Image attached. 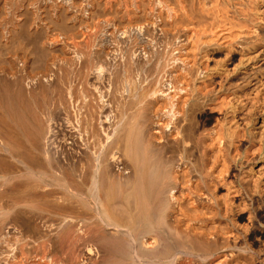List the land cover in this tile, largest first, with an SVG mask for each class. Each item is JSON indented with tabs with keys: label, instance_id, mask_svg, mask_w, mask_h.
Listing matches in <instances>:
<instances>
[{
	"label": "bare ground",
	"instance_id": "6f19581e",
	"mask_svg": "<svg viewBox=\"0 0 264 264\" xmlns=\"http://www.w3.org/2000/svg\"><path fill=\"white\" fill-rule=\"evenodd\" d=\"M22 1L17 11L15 25L8 28L10 36H7L6 40H2L4 35L2 36L0 33V55L9 53L11 49H13L12 52L16 48V50L20 49L23 52V58L29 53L33 56L27 55L31 61L43 62L44 67L41 66L43 71L49 61V77L43 74L36 78L29 76L28 80L19 74L16 57H13L16 60L4 57L2 60L0 56V81L6 87L12 88V94L21 104L22 110L32 119V130L25 128L26 137L28 140L40 142L54 133L55 129L58 131V128L64 125L70 129L67 134L74 146L78 148V144L81 142L87 146L92 145V153L89 147L87 149L80 147V152L74 157L75 159H72V162L61 160L64 163L58 167L55 164L61 161L49 163V166L54 165L53 169L56 167L55 171L59 174L58 176L60 177L61 174L67 185L81 194L85 184L91 179L89 176L92 173L91 161H93L94 154H96L95 157L100 167L106 163L108 165L109 162L114 164L116 161H113V157L119 159L118 154L114 156L111 153V149L114 147L113 144H108L111 142L107 141L108 135L106 136L107 140L105 138L106 141L99 139L100 134L103 135L101 132L105 130L103 125L107 123L106 119H109L107 118L108 113H114V119L111 117L114 122L109 120L113 124L115 123L114 125L123 128L121 129L125 133L127 151L140 176L129 178L131 180L127 189L130 198L128 210L121 208L119 211L115 207L107 208L108 212L106 213L109 214L111 221L150 236L151 232H155V226L153 227L150 223L152 226L148 228V222L154 220L155 217V224L164 214L163 210L167 209V225L174 224V227L179 225L184 229L183 232L179 229V232L182 233L180 232V236L176 237V248H187L200 253V255L202 253L211 255V257L219 252H224V256H219L220 253L215 260L213 259L214 264H227L223 258L227 259V256L231 258L232 254H239V252L247 253L250 257L247 256L246 259L249 258L252 261L251 264H264V0H88L84 7L82 0H55L51 5H49L50 1L44 0H34V3L27 1V4L26 1ZM31 5H35L36 15L33 14L34 12H29L32 11L29 10ZM0 6L4 11L2 5ZM79 12L83 13L82 16H78ZM99 15L108 17L109 24L104 28L105 34L103 35H107L111 40L108 41L103 36L98 41L96 50L92 48L88 40L86 43V39L85 43H70L67 45L69 48H57L54 41L50 42L58 36L57 29H60L59 33L62 30H65L64 32L68 30L76 37V41L81 40L83 37L77 40L81 33L78 34V31L75 30V34V32H71V28L74 30L84 24H94V20ZM45 17H49L45 21H50L51 24L53 22L52 25H55L56 33L54 35L57 36L51 39L48 35L51 39L48 40L47 34L52 32L53 27L47 34L39 35V33L41 34L39 32L37 33L41 37L39 39L37 35L39 40L34 36L38 44H35L34 41L35 43L31 47L30 42L33 41V38L31 40L29 38L36 31L33 26ZM102 25L104 24L102 23ZM88 27L91 29L93 26ZM32 28L34 31L32 30L31 34L30 29ZM92 30L94 29L92 28L90 31ZM63 31L62 33H64ZM68 31L66 33H69ZM88 34L90 35L89 31ZM63 36L70 35L64 34ZM14 37L15 40L23 38L30 42L27 44V42L19 41L17 44H15L16 42L13 44L8 41ZM70 39H72L71 36ZM61 42L64 44V41L61 40ZM14 45H18V47ZM67 46L65 45V47ZM26 48L28 49L25 53ZM56 54L59 59H56ZM60 58H62L61 61ZM30 63L28 66L31 67ZM64 86L68 88L67 95L66 92L63 93ZM47 88L52 95H55L54 105L59 110L56 124L59 125V121L61 124L63 123L56 128L57 125L53 123L55 129L49 125L52 120L50 116H48L50 119L46 116L43 117L41 114L44 111L42 110L39 114L40 112L35 111L30 103L31 98L37 92L42 93L43 96V92ZM13 100L15 102L14 98ZM13 104L14 106L11 104L7 107L9 113L13 118L17 115V123L26 127V121L23 122L19 108L16 103ZM7 123L5 118L0 117V142L4 143L5 149L11 151L12 155L10 154V157L7 155L11 162L13 155L18 157L17 154H14L20 148L16 142L22 140H18L16 131L11 128L13 125ZM106 126L105 128L109 125ZM112 131L113 128L108 133L113 135ZM60 132L63 133L62 130ZM121 134L124 136L122 132ZM110 137L109 140L111 138L116 140L114 145L121 144L123 137H120L119 140ZM100 140H104L107 146H101ZM38 147L39 145H37ZM41 151L45 150L41 149ZM29 153L26 150V154ZM147 153L150 155V159L152 158L149 163L145 161ZM36 157L34 156V158ZM40 158L42 157L40 156ZM120 158L123 157L120 156ZM25 162L34 168L37 161L31 156L25 158ZM37 163L39 164V162ZM2 164L7 165L1 162ZM9 164L8 166H10ZM107 165L104 167L107 168ZM86 166L87 168L84 169ZM46 167L48 166L46 165ZM52 167L49 168L52 169ZM41 168L44 167L41 166ZM40 170L39 168L37 172ZM42 170L44 171V169ZM85 170L88 175H84ZM129 171L128 173L132 172ZM146 172L150 174L149 187L155 195L153 196V198L155 197L154 205L150 203L153 206L145 201L143 195L147 189L144 188V180H142L146 176L144 174ZM3 173L2 176L5 177L6 173ZM153 174L156 177L152 176ZM154 178H158L155 179L158 180V186L153 184ZM62 179L60 180L62 181ZM8 186L11 188L10 185ZM16 187L18 188V186ZM12 190L15 191L14 188ZM106 190L107 188L103 190V193H106ZM19 192L21 191L19 190ZM107 192L111 194L109 188ZM44 194L41 197L35 192L27 197L22 194L21 196L24 195V198L20 196L18 202L36 203L37 197L45 198ZM53 194L49 193L47 196L50 199L53 198L49 206H51V212L53 211L58 219H53L52 222L48 221L49 227L46 226L49 229V234L57 232L61 235L63 233L59 230L64 227L66 232L63 236L61 235L63 238L59 240L61 243L58 244H60V251L65 248L64 250L70 253L68 258L64 256L65 259L67 258V263L66 261L65 263L80 264L77 263L80 260L75 258L76 262L73 257L75 248H73L72 240L75 236L84 238V235L89 234L95 238L101 233V229L97 228L98 225L92 227L89 223L86 224L85 221L90 217L87 216V213L78 210L74 206V202L72 204L63 200L64 203L62 198L59 201ZM7 199L9 200V198ZM12 199L11 201H13ZM42 208L44 209L46 206ZM221 219L227 223L224 230L219 228L222 227L221 225L215 224V221ZM177 231L174 232L178 235ZM149 239L150 242L147 240V244L151 248H158L160 236L154 235ZM81 240H79L80 243ZM82 242L84 241L82 240ZM144 243L145 241L142 245L146 244ZM147 244L146 246H148ZM79 245L81 246V244ZM85 246L87 247V245ZM89 248L82 251L85 257L84 264H95V253L93 254V250H89ZM98 248L102 249L97 246ZM64 250L60 254L64 253ZM47 251L44 255L47 254ZM57 253L49 251V255L46 256H49V261L52 259L51 262H58L59 252ZM105 254L101 255L102 259ZM145 257L148 258V256ZM107 258L105 255V259ZM229 261L232 262V260ZM106 262L108 263V261ZM29 264H38V261Z\"/></svg>",
	"mask_w": 264,
	"mask_h": 264
},
{
	"label": "rangeland",
	"instance_id": "374dc122",
	"mask_svg": "<svg viewBox=\"0 0 264 264\" xmlns=\"http://www.w3.org/2000/svg\"><path fill=\"white\" fill-rule=\"evenodd\" d=\"M12 1V2H11ZM24 1H26V4H27V1H29L30 3H34V0L33 1H30V0H24ZM44 1H50L49 2V5H51L55 0H44ZM52 1V2H51ZM87 1L88 0H82V5H83V7L86 5V3H87ZM2 2V4H0V5H2V8L4 9V11H2V9H1V6H0V11H2V13H0L1 14V16H0V28H1V30H0V33H1V35L3 36V38H2V40H6V37L7 36H10V34H9V29L8 28H11L12 26H14L15 25V18H16V15H17V11H18V8H19V6L22 4V0H0V3ZM6 2V3H5ZM29 2H28V4H29ZM85 2V3H84ZM3 4H4V6H3ZM7 4V5H6ZM30 8H29V10H32V11H29L30 13H33V14H35L36 15V9H35V5H31V6H29ZM5 13V15H3ZM80 13H81V15H80ZM7 14V15H6ZM11 14V15H10ZM13 14H15V15H13ZM82 12H79V14H78V16H82ZM37 17V16H36ZM50 17V16H49ZM48 17V18H49ZM48 18H41V22H39L38 24H36L37 26H39V27H37L36 25L35 26H33V28H35V32H33L34 31V29L32 28V29H30L31 30V34H32V32H33V34L31 35V37L29 38L30 40L32 39L33 41H28V42H30V44H31V47H33V45H34V43L36 42V38H37V33H39V32H41V34L39 33V35H42V34H47V33H49V32H51V28L53 27V29H52V32L51 33H49V34H47V37H48V40L50 41L51 39H53L55 36H59V38H58V36L57 37H55V38H57L58 39V41H57V39H56V41H55V38L53 39V40H51L50 42H53L54 41V43L56 44V47L57 48H69V46H67V45H70V43H72V42H79V43H85L87 40L89 41V43H90V45H92V48L94 49V50H96L97 48H98V41L100 40V38H102L103 36H105V35H103V34H105L104 32V28H106V26L109 24V20H108V17H104V15H99V16H97L96 17V19L94 20V24H90L91 26H93V27H91V29L93 28L94 30H92V31H90L91 29H89V27L88 26H90V25H86V24H84V25H81L79 28H76V29H74V30H72L73 28H71V32L73 31V32H75V30L76 31H78V34L79 33H81V34H79V35H81L80 37H79V35H78V37H77V40L80 38H82L81 40H78V41H76V37L74 36V35H72L67 29V31L69 32V33H66V32H64L63 30V32L64 33H62V31H61V33H59L60 31V29L58 30L57 29V33H56V27H54L55 25H52L53 24V22H52V24H51V22L49 21V22H47V21H45V20H47ZM104 18V20H102ZM44 19V20H43ZM44 21V22H43ZM10 22V23H9ZM97 22V23H96ZM45 23V24H44ZM50 23V25H48ZM102 23L104 24V25H102ZM106 23V24H105ZM47 25V26H46ZM98 25V26H97ZM10 26V27H9ZM40 26H41V28H42V30H41V28H40ZM102 26V27H101ZM85 27H88L87 29H84ZM98 27H99V29H98ZM58 28V27H57ZM3 29V30H2ZM40 29V30H39ZM45 29H46V31H45ZM69 30H70V27L68 28ZM102 29V30H101ZM33 30V31H32ZM85 30H87V31H85ZM100 30V31H99ZM5 31V32H4ZM45 31V32H44ZM55 31V32H54ZM82 31V32H81ZM88 31L90 32V35L88 34ZM99 31V32H98ZM16 32H18V31H16ZM91 32H93L92 34H91ZM101 32V33H100ZM57 34V35H54V34ZM97 33V34H96ZM99 33H100V35H99ZM9 34V35H8ZM52 34V35H51ZM70 35L71 37H72V39H70V36H63V35ZM74 34V33H73ZM75 34H76V32H75ZM84 34V35H83ZM38 35V37H39V39L41 38L40 36ZM51 37V39H50V37ZM87 35V36H86ZM34 36H36V38L34 37ZM94 36V37H93ZM107 36V35H106ZM103 37V38H106L108 41L109 40H111L108 36L107 37ZM67 37V38H66ZM73 37H75V38H73ZM89 37V38H88ZM93 37V38H92ZM91 38H92V40H91ZM95 38V39H94ZM35 39V40H34ZM38 39V38H37ZM38 39V40H39ZM66 39V40H65ZM69 41H68V40ZM86 39V41H84ZM91 40V42H90V40ZM97 39V40H96ZM64 41V44L67 46V47H65V45L63 44V42H61L60 43V41ZM94 40V42L92 43V41ZM9 42L11 41L12 43L14 42H16L15 44H17L19 41L21 42H27V40L25 41V39H23L22 38V40L21 39H16L15 40V37H14V39L12 38V40L10 39V40H8ZM35 41V42H34ZM41 41V40H40ZM66 41V42H65ZM67 41H68V43H67ZM88 41L86 42V43H88ZM28 42H27V44H28ZM33 42V43H32ZM59 42V43H58ZM13 43V44H14ZM40 43V42H39ZM111 43V42H110ZM12 44V45H13ZM35 44H38V42H36ZM10 45H11V43H10ZM61 45V46H60ZM64 45V46H63ZM14 46H16V47H18V45H14ZM63 46V47H62ZM29 47V46H28ZM17 49V48H16ZM16 49H14V53H15V56H13V52H12V50L13 49H11L10 50V52L9 53H2L0 56L2 57V60L5 58V59H9V60H16L17 62H16V64H17V66H18V69H19V74H21V76H24L26 79L28 78V80H29V76H30V78H36V77H38L39 75V77H41L43 74H46V76H48V74H49V61H48V65L46 66V68H45V70L43 71V70H41V69H43L41 66H43L44 67V63L43 62H39V60H38V58H37V62H36V60H34V62L33 61H31L30 59V57H33V56H31V55H29V53L27 54V55H29L30 57H27V55H26V57H24L23 58V52L22 51H20V49L19 50H16ZM28 48H26L25 50H24V52L26 53V50H27ZM18 51V52H17ZM12 55H11V54ZM20 53H21V55H20ZM10 54V55H9ZM8 57H7V56ZM20 55V56H19ZM56 56H57V58L56 59H59V57H58V54H56ZM0 57V58H1ZM4 57V58H3ZM13 57H16V59L15 58H13ZM13 58V59H12ZM25 59V60H23V59ZM22 59V60H21ZM34 59H36L35 57H34ZM40 59V58H39ZM61 59L62 58H60V61H61ZM31 62L30 63V65H31V67L33 66V68H31L30 66H28L29 65V62ZM40 61H42V59H40ZM59 61V62H60ZM35 65H34V64ZM42 65H41V64ZM63 64V66H64V63H62ZM29 67H30V69H29ZM37 69V70H36ZM32 72V73H31ZM23 73V74H22ZM26 75V76H25ZM32 76V77H31ZM35 76V77H34ZM49 77V76H48ZM3 85V86H2ZM10 88V89H9ZM67 87L66 86H64V89L65 90H63V93L65 94V92H66V95L68 94V88L66 89ZM67 90V91H66ZM45 92H48V93H45ZM13 90H12V88L11 87H9V86H5L4 84H3V82L2 81H0V117H2L3 119L5 118V121L7 120V124H10V125H13V126H11V128L13 129V130H15L16 131V133H17V135H18V140H22V141H17L16 143L17 144H19L18 146L21 148H19V150L17 151V153H15L14 152V154H17L16 156H18V157H15L14 155L12 156V158H11V162L9 161L10 159H8L7 158V155H9L8 157H10V154L12 155V153H11V151H9L8 149H5V147H4V143L3 142H0V146L3 148H1L0 149V161L2 162V163H4V164H7L6 166L5 165H1V162H0V176H2V174H4L3 172H5L6 174H5V177H4V175L2 176V177H0V196H1V198H0V251H2L3 249V252H0V264H29V263H32V262H37L38 261V264L40 263V264H66L67 263V258H68V256H70V253H68V251H65L64 249H62V251L64 250V253H61L60 254V252H62V251H60L61 249H60V244H58L59 242L61 243V241H59V240H62V236L64 235V233L66 232V229L64 230V227H62L63 229H61V230H59V232H61V233H63V234H61V235H59V233H57V232H54V233H52V234H49V229H48V227H49V222H52L53 221V219L54 220H56V219H58V216H56V214L52 211L51 212V210L52 209H50L51 208V206H49L51 203L50 202H52V200H53V198H49L47 195H49V193H54L53 195L54 196H56L58 199H59V201H61V198H62V201L63 200H65V202H74V206H76V208L78 209V210H81L82 212H84L85 214L87 213L88 215L87 216H89L90 218L87 220V221H85V223L86 224H90V225H92V227L95 225H98V229L100 230V234L99 235H96L97 237H95V238H92L93 237V235H91V234H89V235H84L85 237V239L84 238H81V237H79V236H75L74 237V239L76 240V243H74L75 242V240L73 239L72 241V243L74 244L73 245V248H75L73 251H74V254H73V257H74V259L75 258H77V260L79 261V262H77V260H76V262L77 263H80V264H84V262H85V260H84V254L82 253V251H84L85 249L87 250L89 247V250L91 249V250H93V254L95 253V255H94V258H95V264H214L215 262L213 261V259L215 260L216 259V257L219 255V256H224L223 254H224V252H219L218 254H216V255H212V257H211V255L209 256V255H204V254H202L201 253V255H204V256H206V257H204V256H201L200 255V253L198 254V253H196V252H194V251H190L189 249H187V248H185V249H182V248H176V244H177V242H176V237L178 238L179 236H180V232L182 231L183 232V228H180L179 227V225H177L178 227H174L175 225L173 224V225H167L168 223H166L167 221H168V219L166 218V215H167V209H165V210H163V213L164 214H162L161 216H160V218H159V221H157L155 224H154V220H155V217H154V220H152V221H150V222H148V228H149V226H152L153 225V227H154V230H155V232L153 231V232H151L150 233V236H149V234H143L141 231H138V230H132V229H130L128 226H125V225H117V224H115V223H113V221H111V219H110V217H109V214L107 215V213L106 212H108V209H110V208H112L113 209V207H115V209H119V211H120V209L121 208H124V210L126 209V210H128V208H129V206H128V204H130L128 201H130V198H129V193H128V191H127V189H128V184H130V180L132 179L131 177H135V176H140V173L138 172V170H137V168L135 167V165H134V163H133V160H132V158H130V156H129V153H128V151H127V148H126V141H125V133L123 132V128L121 127V126H116V125H114L113 124V122H114V113H108V117L107 118H109L110 120H112V121H110L109 119H106V124L105 125H103V128L105 129V130H103L104 132H105V135H104V132L102 131L101 133H103V135L102 134H100V137H99V139H104L105 140V138H106V136L108 137V140H107V138H106V140L109 142V141H111V142H109L108 144H113V147L114 148H112L111 149V153L112 154H114V156H116L117 154V156H119L118 158L119 159H117V157H113L114 158V164H110V162H109V166L107 165V163H106V165H107V168L106 167H104V166H106V165H104L103 167H100L99 165H98V163H97V158L95 157L96 156V154H94V156H93V161H91V163H92V165H91V169H92V173H90V176H89V179H90V177H91V179L90 180H88L89 181V183H88V181H87V184H85V187H84V189H83V191H82V193L79 195L78 194V192H76V191H74V190H72V188L70 187V186H68L67 185V182L64 180V178L62 179V176H61V174H60V177L58 176L59 174L57 173V171H55L56 170V167H58V165L59 166H61L64 162H72V159H75L74 157L75 156H77L78 155V153L80 152V147L82 148H84V149H87L88 147H89V150H90V152L92 153V145H89V146H87L84 142H81V143H79L78 144V148H77V146H74V143L71 141V140H69V138H68V130L70 131V129L69 128H67L66 126L64 127V125H62L61 123H60V121H59V125H57L56 124V121L58 122V112H59V110L58 109H56L55 107V100H54V96L55 95H52L50 92H49V88H47L44 92H43V96H42V93H40V92H37L36 94H35V96H33L32 98H31V101H30V103H31V106L33 107V109L36 111L37 110V112L39 113V114H41V112H42V110L44 111V112H42L43 114H41V115H43V117H48V116H50V118L53 120H51V122H49V123H51V124H49V125H52L53 126V123H55V125H57V126H55V128L56 127H58V126H60V125H62V127L60 126V128H62V129H60V128H58V131H56V129L54 128V126H53V128L55 129H53L54 130V133H51L50 134V136L48 135V137L45 139V140H42V141H33V140H28L27 139V137H26V133H25V128H28V129H30V130H32L31 128H32V119H31V117L28 115L27 116V114L22 110V108H21V104H19V102L17 101V99L15 98V96H13ZM39 94V95H38ZM63 94V95H64ZM51 95V96H50ZM65 95V96H66ZM53 96V97H52ZM52 97V98H51ZM67 97V96H66ZM13 98L15 99V102H14V100H13ZM18 102V103H17ZM36 102V103H35ZM13 103H16V106L19 108L18 110H20V114H21V118H22V120H23V122L24 121H26V127H24V126H21L20 124H18L17 122L18 121H16V119H18V116L17 115H15L16 117H12V115L9 113V111H8V109H7V107H9L11 104L14 106V104ZM34 103V104H33ZM5 105V106H4ZM43 107V108H42ZM54 109H53V108ZM46 108V109H45ZM45 109V110H44ZM51 110V112H50V110ZM41 110V111H40ZM47 110V111H46ZM55 110H57V112H55ZM47 112V113H46ZM46 115H45V114ZM52 113V114H51ZM56 113V114H55ZM49 114V115H48ZM55 115V116H54ZM58 118H57V117ZM12 117V118H11ZM29 117V118H28ZM111 117L113 118V119H111ZM49 118V117H48ZM49 118V119H50ZM57 118V119H56ZM108 120H109V122H108ZM16 121V122H15ZM31 122V123H30ZM32 124V125H31ZM109 127H107V126ZM115 126V127H113V126ZM105 126L108 128V129H111L112 130V128H113V135L111 134V133H108V132H111V130H108L107 128H105ZM22 127V128H21ZM64 128V129H63ZM122 128V129H121ZM62 130V132L63 133H61L60 132V130ZM27 130V129H26ZM67 130V131H66ZM108 130V131H107ZM115 130V131H114ZM56 131V132H55ZM58 132V133H57ZM60 132V133H59ZM106 132H107V134H106ZM121 132L124 134V136H122V134H121ZM56 133V134H55ZM25 134V135H24ZM59 134V135H58ZM62 134V135H61ZM111 135V137H114V138H117V140H119V138L121 137H123L122 138V142H121V144H118V146H119V149H120V147L122 146V150L120 149H118V146H117V144L116 145H114V143H116L115 141V139L113 140L111 137H110V135ZM57 135V136H56ZM102 135V136H101ZM65 136V137H64ZM105 136V137H104ZM104 137V138H103ZM109 137L111 138V140H109ZM120 138V139H121ZM54 140V141H53ZM104 140H100L99 142L101 143V146H103V145H105V146H107L104 142L106 141H104ZM54 142V143H53ZM113 142V143H112ZM33 144V145H31V144ZM21 144V145H20ZM36 144V145H35ZM42 144H43V146L45 147H43L42 146ZM51 144H52V147H51ZM66 144V145H65ZM37 145H39V147L37 148ZM46 145V146H45ZM121 145V146H120ZM21 146H23V147H21ZM29 147V148H28ZM32 147H33V149H32ZM86 147V148H85ZM52 148V149H51ZM67 148V149H66ZM70 148V149H69ZM82 148V149H83ZM41 149H43V150H45V151H41ZM4 150V151H3ZM26 150H27V153H29V154H26ZM49 150H50V152H51V154H50V152H49ZM2 151V152H1ZM6 151V152H5ZM21 151V152H20ZM29 151V152H28ZM56 151V152H55ZM63 151H64V153H63ZM71 151H73V152H71ZM10 152V153H9ZM22 152H23V154H22ZM44 152H46V153H44ZM62 152V153H61ZM66 152V153H65ZM5 153V154H4ZM6 153H8V154H6ZM26 155H25V154ZM33 153V154H32ZM35 153H36V155H35ZM52 153H53V155H52ZM57 153H60V154H57ZM32 154V155H31ZM40 155L42 158H40V156H37V155ZM46 154V155H45ZM22 155V156H21ZM32 156L33 157V159L35 160V161H37V162H39V164L37 163V162H35L36 163V165H34L33 167L34 168H32V166H30L27 162H25V158H30V157H28V156ZM51 155H52V157H51ZM62 157H61V156ZM100 155V154H99ZM98 155V156H99ZM3 156V157H2ZM21 156V157H20ZM26 156V157H25ZM34 156L36 157V158H34ZM55 156V157H54ZM66 156V157H65ZM120 156L121 157H123V158H120ZM20 157V158H19ZM47 157H49V158H47ZM57 157V158H56ZM67 158L66 160L64 159V158ZM72 157V158H71ZM2 158V159H1ZM18 158H19V160H18ZM40 158V159H39ZM44 158H47V159H44ZM51 158H53V159H51ZM63 158V159H62ZM14 159V160H13ZM43 159V160H42ZM117 159V160H116ZM64 161V162H62V161ZM149 160H151L152 161V158L150 159V155L147 153V156H146V159H145V161L146 162H148L149 163ZM17 161V162H16ZM20 161V162H19ZM24 161V162H23ZM52 161V162H51ZM56 161L58 162V161H61V162H58V163H56ZM15 162V163H14ZM19 162V163H18ZM24 164H23V163ZM43 162V163H42ZM48 162V163H47ZM10 163V164H9ZM12 163H14L13 165H12ZM21 163V164H20ZM26 163V164H25ZM49 163H56L55 164V168L53 169V167H54V165L52 164H50L51 166H49ZM8 164L10 165V166H8ZM38 164V165H37ZM41 164V165H40ZM44 164H46L48 167H46V165H44ZM11 165H12V167H11ZM27 165H29V167H27ZM26 166V167H25ZM38 166V167H37ZM41 166H43L44 168H41ZM53 166V167H52ZM85 166V165H84ZM10 167H11V169H10ZM31 167V168H30ZM49 167H52V169L51 168H49ZM122 167V168H121ZM5 168V169H4ZM20 168V169H19ZM39 168L41 169L39 172H37L38 170H39ZM50 169V170H48V169ZM85 168H87V166L86 167H84V169ZM42 169H44V171L46 170V172H44ZM102 169H104L105 171H101ZM108 169V170H107ZM132 169V170H131ZM14 170H16V171H14ZM30 170V171H29ZM128 170H130V171H132V172H130V173H128ZM3 171V172H2ZM10 173H9V172ZM12 171V172H11ZM34 171V172H33ZM49 171H51L50 173H49ZM55 171V172H54ZM17 174H16V173ZM24 172V173H23ZM41 172V173H40ZM42 172H44V173H42ZM54 172V173H53ZM8 173V174H7ZM52 173V174H51ZM133 173V174H132ZM10 174H11V176H10ZM12 174H14V175H12ZM51 174V175H50ZM56 174V175H55ZM88 175V173H87V170H85V172H84V175ZM132 175V176H130L129 177V175ZM146 176H144L143 177V179L142 180H144L143 181V184H144V188H147L148 189V192H147V189H145V191L143 192L144 194V197H145V201H147L149 204L151 203H153V201H154V198H153V196H155L154 195V193H152V191L150 190V187H149V181L150 180H148V178L150 177L149 175V173H144ZM53 175V176H52ZM100 175H101V177H100ZM11 177L10 179H9V177ZM14 176V177H13ZM58 178H57V177ZM119 176V177H118ZM152 176H155L156 177V175L155 174H153ZM7 177V178H6ZM157 177H159V176H157ZM14 178V179H13ZM129 178H131V179H129ZM60 179H62V181L60 180ZM111 179V180H110ZM145 179H147V180H145ZM155 179H158V178H154V182H153V184H157V182H158V180H155ZM117 182H116V181ZM163 180V179H162ZM25 181V182H24ZM114 181H115V183H114ZM165 181V180H164ZM15 182V183H14ZM19 182V183H18ZM65 182V183H64ZM160 182H161V179H160ZM17 183V184H16ZM23 185H22V184ZM26 183V184H25ZM28 183V184H27ZM30 183V184H29ZM34 183V184H33ZM82 183V182H81ZM125 183V184H124ZM19 184V185H18ZM25 184V185H24ZM115 184V185H114ZM118 184H119V186H118ZM8 185H10L11 186V188L8 186ZM18 186V188L15 186V187H13V186ZM21 187V189H20V187ZM23 186V187H22ZM147 186V187H146ZM156 186H158V184L156 185ZM24 187H25V189H24ZM101 187V188H100ZM113 187V188H112ZM120 187H121V189H120ZM9 190H8V189ZM14 188V190L15 191H13L12 189ZM16 188V189H15ZM107 188V190H108V188H109V190L111 191V194H109V192H107V190H106V193H103L104 191L103 190H105ZM112 188V189H111ZM3 189H4V191H3ZM18 189V190H17ZM30 189V190H29ZM70 189V190H69ZM16 190H17V192H16ZM19 190L21 191V192H19ZM28 190V191H27ZM34 190V191H33ZM49 190V191H48ZM102 190V191H101ZM6 191V192H5ZM8 191V192H7ZM11 191H13L12 193H11ZM23 191V192H22ZM36 191H39V192H36ZM51 191V192H50ZM54 191V192H53ZM86 191V192H85ZM93 193H92V192ZM151 191V192H150ZM19 192V193H18ZM27 192V193H26ZM35 192V194L37 193V195L39 196V197H41V196H43V193H45L44 194V196H45V198H39V197H37V201H36V203H31V204H29L30 202H26V201H19L18 202V200H20V199H18V198H20V196L22 195V194H25L26 196L25 197H27V196H29V195H31L32 193H34ZM41 192H42V194H41ZM73 192V193H72ZM76 192V193H75ZM11 193V194H10ZM29 193H31V194H29ZM75 193V194H74ZM107 193H108V195H107ZM146 193V194H145ZM148 193V194H147ZM14 194H15V196H17V197H15L14 196ZM40 194V195H39ZM151 194V195H150ZM79 195V196H78ZM148 195L149 196V199H148V196L146 197V196ZM4 196V197H3ZM62 196H64V197H66V198H64L63 199V197ZM77 196V197H76ZM110 196V197H109ZM48 197V198H47ZM106 198V200H105V198ZM5 198V199H4ZM7 198H9V200L7 199ZM13 198V199H12ZM21 198H24V195L23 196H21ZM104 198V199H103ZM151 198V199H150ZM11 199L13 200V201H11ZM16 201H15V200ZM9 202V203H8ZM38 202V203H37ZM40 202H43V203H40ZM45 202H46V205H45ZM64 202V201H63ZM64 202V203H65ZM67 202V203H68ZM11 203H13V204H11ZM48 203V204H47ZM95 203V204H94ZM35 204H36V206L38 207H36L35 206ZM42 204H43V206H42ZM73 204V203H72ZM150 204V205H151ZM39 205V206H38ZM111 205V206H110ZM153 205H154V203H153ZM153 205H151V206H153ZM46 206V208H42V207H45ZM79 206V207H78ZM118 206V207H117ZM35 207V208H34ZM49 207V209H47ZM106 208V209H105ZM108 208V209H107ZM38 209V210H37ZM47 209V210H46ZM49 210V211H48ZM6 213V214H5ZM21 216V217H20ZM79 216V214L77 215V217ZM24 218V220H23V218ZM50 218V219H49ZM43 219V220H42ZM93 220V221H92ZM223 222H222V221ZM221 220H217V221H215V224L216 225H221L222 227H219V228H226L227 227V223L225 222V220H223V219H221ZM21 221V222H20ZM25 221H27V222H25ZM49 221V222H48ZM220 221V222H219ZM43 222V223H42ZM90 222H93V223H95V224H93V223H90ZM98 223V224H97ZM150 223H152V225L150 224ZM48 227H47V226ZM102 225V227H100ZM224 226V227H223ZM9 227H10V229H9ZM13 227V228H12ZM33 227V228H32ZM172 227H174L173 229H172ZM27 228V229H26ZM31 230H30V229ZM47 230H46V229ZM96 228V227H95ZM105 228V229H104ZM178 228V229H177ZM13 229V230H12ZM40 230V231H38V230ZM120 229V230H119ZM179 229H181V231L179 232ZM223 229V230H224ZM45 230V231H44ZM171 231V233H170V231ZM177 231L178 232V235L174 232V231ZM227 230V229H226ZM13 231V232H12ZM16 231V232H15ZM42 231H43V233H42ZM64 231V232H63ZM106 233H104V232ZM118 231V232H117ZM27 232V233H26ZM39 232H41V233H39ZM117 232V233H116ZM126 232V233H125ZM181 232V233H182ZM185 232V231H184ZM36 233V234H35ZM116 233V234H115ZM156 233V234H155ZM173 233H175V234H173ZM136 234V235H135ZM153 234V235H152ZM170 234H172V235H170ZM183 234H185V233H183ZM55 235V236H54ZM59 235V236H58ZM113 235H116V236H113ZM152 235V236H151ZM154 235H158V236H160V244H158V248H156V247H154V248H151L150 247V245L149 244H147L148 243V241L150 242V237H154ZM167 235V236H166ZM50 236V237H49ZM54 236V237H53ZM56 236H57V238H56ZM61 236V237H60ZM144 236V237H143ZM173 236V237H172ZM46 237V238H45ZM87 237H89L91 240H92V242H90L91 240L89 239H87ZM101 237V238H100ZM135 237V238H134ZM49 238V239H48ZM56 238V239H55ZM78 238H79V240H83L84 242H82V240H81V243L79 242V240H78ZM96 238H97V240H96ZM143 238V239H142ZM169 238V239H168ZM146 239V240H145ZM49 240V241H48ZM55 240V241H54ZM78 240V241H77ZM148 240V241H147ZM210 241H211V239H209ZM52 241H53V243H52ZM96 241V242H95ZM145 241V243L148 245V246H146V244L145 245H142L143 244V242ZM168 241V242H167ZM47 242V243H46ZM78 242V243H77ZM176 242V243H175ZM89 243H91V244H89ZM76 244V245H75ZM79 244H81V246L82 247H84V248H82ZM131 244V245H130ZM133 244V245H132ZM55 245V246H54ZM85 245H87V247L85 246ZM142 245V246H141ZM94 246V247H93ZM97 246L98 247H100V249L101 250H99V248L97 249ZM130 246V247H129ZM4 247V248H3ZM43 247V248H42ZM77 247V248H76ZM79 247V248H78ZM81 247V248H80ZM86 247V248H85ZM93 247V248H92ZM120 247V248H119ZM170 247V248H169ZM3 248V249H2ZM94 248H95V250H94ZM131 248V249H130ZM146 248H151L150 250H148V249H145ZM168 248V249H167ZM48 251H47V250ZM51 249V250H50ZM53 249V250H52ZM80 249V250H79ZM81 249H83V250H81ZM97 249V250H96ZM180 249V250H179ZM182 249V250H181ZM58 250V251H57ZM100 252H99V251ZM105 250V251H104ZM152 250V251H151ZM42 251V252H41ZM45 251H47L46 253V255H49V251L51 252V253H57V252H59V260H58V262H51L52 261V259H50V261H49V256H46V255H44L45 254ZM77 251V253H80V254H77V253H75ZM78 251H81V252H78ZM6 253V255H5V253ZM41 252V253H40ZM99 252V253H98ZM106 255V257H108L107 259H105V255L103 256L104 258V260L101 258V255L103 254V253ZM131 252V253H130ZM156 252V253H155ZM159 252V253H158ZM171 252H172V254H171ZM9 255H8V254ZM101 253V254H100ZM136 253V254H135ZM138 253V254H137ZM155 253V254H154ZM177 253V254H176ZM192 253H194V254H192ZM2 254H4V255H2ZM58 254V253H57ZM62 254H64V255H62ZM109 254V255H108ZM158 254V255H157ZM180 254V255H179ZM189 254H191V255H189ZM40 255H44L43 257L42 256H40ZM61 255V256H60ZM80 255V256H79ZM97 255V256H96ZM108 255V256H107ZM179 255V256H178ZM246 255V256H245ZM1 256H5V257H1ZM38 256H40V257H38ZM67 257L66 259H65V257ZM76 256V257H75ZM100 256V257H99ZM145 256H148V258L147 257H145ZM161 257V259L159 260V258ZM177 256V257H176ZM188 256H190V257H188ZM201 256V257H200ZM247 256H249L247 253H245V252H239V254L238 253H236V254H232V256H231V258H228V256H227V259H226V257L225 258H223L224 260V262H226L227 264H234V263H237V264H251V260H249V258H247L246 259V257ZM8 257V258H7ZM45 257V258H44ZM46 257H47V259H46ZM82 257V258H81ZM110 257V258H109ZM113 257V258H112ZM153 257V258H152ZM166 258V259H164V258ZM182 257V258H181ZM194 257V258H193ZM230 257V256H229ZM233 257V258H232ZM244 258V260H243V258ZM250 257V256H249ZM4 258V259H3ZM6 258V259H5ZM99 258H100V260H99ZM151 258V259H150ZM178 258V259H177ZM197 258V259H196ZM206 258V259H205ZM208 258V259H207ZM10 259V260H9ZM42 259V260H41ZM46 259V260H45ZM65 259V260H64ZM109 259V260H108ZM149 259V262H147V260ZM157 259V260H156ZM186 259V260H185ZM189 259H191V260H189ZM193 259V260H192ZM239 259V260H238ZM2 260H4L3 262H2ZM84 260V261H83ZM99 260V261H98ZM101 260H103L102 262H101ZM151 260V261H150ZM176 260V261H175ZM200 260V261H199ZM229 260H232V262L231 261H229ZM234 260H238L237 262L236 261H234ZM247 260V261H246ZM248 260H249V262H248ZM9 261V262H8ZM10 261H12V262H10ZM32 261V262H31ZM47 261H49L48 263H47ZM65 261H66V263H65ZM81 261H83V263H81ZM98 261V262H97ZM106 261H108V263L106 262ZM119 261V262H118ZM172 261V262H171ZM178 261V262H177ZM181 261V262H180ZM203 261H205V262H203ZM243 261V262H242ZM44 262V263H43ZM60 262V263H59ZM97 262V263H96ZM121 262V263H120ZM125 262V263H124ZM130 262V263H129ZM147 262V263H146ZM177 262V263H176ZM230 262V263H229ZM245 262V263H244ZM221 264H225V263H221Z\"/></svg>",
	"mask_w": 264,
	"mask_h": 264
}]
</instances>
